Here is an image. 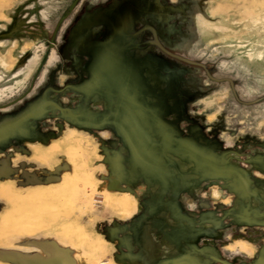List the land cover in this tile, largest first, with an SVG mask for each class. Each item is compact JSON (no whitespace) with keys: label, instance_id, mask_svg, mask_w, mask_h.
I'll return each mask as SVG.
<instances>
[{"label":"rangeland","instance_id":"374dc122","mask_svg":"<svg viewBox=\"0 0 264 264\" xmlns=\"http://www.w3.org/2000/svg\"><path fill=\"white\" fill-rule=\"evenodd\" d=\"M16 100L0 264H264V0H0Z\"/></svg>","mask_w":264,"mask_h":264},{"label":"trees","instance_id":"16d2710c","mask_svg":"<svg viewBox=\"0 0 264 264\" xmlns=\"http://www.w3.org/2000/svg\"><path fill=\"white\" fill-rule=\"evenodd\" d=\"M94 50H95V49H94ZM96 55H97V54H96ZM96 55L94 54L93 57L91 58L90 65H91V64H92V65L94 64V59H95ZM96 58H97V57H96ZM127 62H128V61H127ZM132 62L135 64V61H131V63H132ZM133 63H132V64H133ZM127 72H130L129 75L132 74L133 76H135V75H134V71H133L132 68L129 69V71H127ZM123 96H124V95H120V96H119V99H121ZM120 102H121V101H120ZM117 106H119V100H118V96L115 95V96H113L112 100H110V103H109L108 108H107V112H105L103 116L106 117V116H108V115L115 114V112L118 111V107H117ZM114 116H116V115H114ZM114 116H113V117H114ZM114 119H116V118L114 117ZM116 120H118V118H117Z\"/></svg>","mask_w":264,"mask_h":264},{"label":"clouds","instance_id":"9594fccd","mask_svg":"<svg viewBox=\"0 0 264 264\" xmlns=\"http://www.w3.org/2000/svg\"><path fill=\"white\" fill-rule=\"evenodd\" d=\"M215 191V190H214ZM217 196H218V193H217ZM231 202V197H229L228 200L224 201V203H230ZM187 207L189 208V210H195L196 208V205L195 204H188Z\"/></svg>","mask_w":264,"mask_h":264},{"label":"flooded vegetation","instance_id":"af4514ba","mask_svg":"<svg viewBox=\"0 0 264 264\" xmlns=\"http://www.w3.org/2000/svg\"><path fill=\"white\" fill-rule=\"evenodd\" d=\"M17 103H19L18 100L13 101L12 103H9V104H7V105H5V106H3V107H0V110H1V109L9 108V107H11V106H14V105H16Z\"/></svg>","mask_w":264,"mask_h":264}]
</instances>
